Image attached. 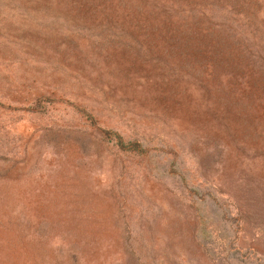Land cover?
<instances>
[{
  "label": "rangeland",
  "instance_id": "obj_1",
  "mask_svg": "<svg viewBox=\"0 0 264 264\" xmlns=\"http://www.w3.org/2000/svg\"><path fill=\"white\" fill-rule=\"evenodd\" d=\"M257 42L264 0H0V264H264Z\"/></svg>",
  "mask_w": 264,
  "mask_h": 264
},
{
  "label": "trees",
  "instance_id": "obj_2",
  "mask_svg": "<svg viewBox=\"0 0 264 264\" xmlns=\"http://www.w3.org/2000/svg\"><path fill=\"white\" fill-rule=\"evenodd\" d=\"M261 40V39H260ZM250 51L245 52V57L248 62L251 63V65L256 69V67L259 69L263 76H264V46H262L259 42L253 43V46L250 48ZM258 64V66L256 65ZM41 106L40 102L37 104V109L38 107ZM102 140L107 143H112L117 149L125 154H136V155H141V154H146L149 153L150 149L146 147V142H143L138 139L134 140H124V138L118 134L117 132L113 130H103L102 131ZM145 140V139H144ZM147 141H150L146 139ZM170 170L164 169L163 170V175L169 174ZM174 174L178 175V171H172ZM180 179L182 182H185L184 177H182L181 174H179ZM188 189V192L191 195H194L197 197L195 205L197 206L198 209L204 211L203 205L201 204L202 201H205L206 197L212 199L217 202L216 199L210 194L203 192L197 188H189L186 186ZM200 201V202H199ZM217 205V204H216ZM197 212L198 219L200 220L201 226L198 228L197 233L200 232V234L203 233L205 240L207 241L208 238L210 237L209 231L206 230L207 228V222L209 221V218L205 216V213ZM222 215L225 216L226 212L222 211ZM202 232V233H201Z\"/></svg>",
  "mask_w": 264,
  "mask_h": 264
}]
</instances>
